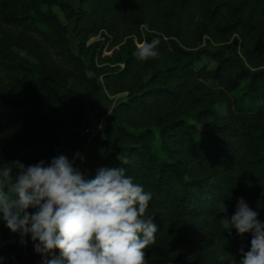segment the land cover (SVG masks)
Here are the masks:
<instances>
[{
  "label": "trees",
  "instance_id": "1",
  "mask_svg": "<svg viewBox=\"0 0 264 264\" xmlns=\"http://www.w3.org/2000/svg\"><path fill=\"white\" fill-rule=\"evenodd\" d=\"M153 39L158 57L137 59L134 42ZM106 45L115 50L103 58ZM203 58L215 67H197ZM103 92L125 97L86 174L121 166L153 193L159 231L146 264H238L251 237L224 232L217 205L230 217L243 198L264 221V108L251 106L264 98V0H0V161L71 158ZM19 239L0 223L5 264L38 262Z\"/></svg>",
  "mask_w": 264,
  "mask_h": 264
},
{
  "label": "clouds",
  "instance_id": "2",
  "mask_svg": "<svg viewBox=\"0 0 264 264\" xmlns=\"http://www.w3.org/2000/svg\"><path fill=\"white\" fill-rule=\"evenodd\" d=\"M158 44L157 39L139 42L137 59L158 57ZM251 106L264 108V98ZM78 161L84 162L80 153L27 166L0 161V223L19 235L21 246L30 238L40 264H146L145 249L159 231L149 211L153 193L124 167H103L89 177ZM217 208L224 232L234 229L238 236L251 237L249 249H240L238 264H264L259 211L243 198L230 217L223 201ZM0 264H5L2 256Z\"/></svg>",
  "mask_w": 264,
  "mask_h": 264
},
{
  "label": "rangeland",
  "instance_id": "3",
  "mask_svg": "<svg viewBox=\"0 0 264 264\" xmlns=\"http://www.w3.org/2000/svg\"><path fill=\"white\" fill-rule=\"evenodd\" d=\"M61 2L70 4L75 8L78 6V0H61ZM52 10L56 15H58V17H60L61 22H63L65 25L68 24L57 6L53 7ZM68 25L71 28L73 24L69 23ZM141 29H143V27ZM17 33L19 32H12L13 35H17ZM69 39L72 51L74 53L77 52V41L75 40L72 34H70ZM102 41H105L104 37L103 35L99 34L98 36L91 38L88 41L87 46ZM124 41H126V38L123 39V42ZM137 44V42H134V47L136 49ZM114 50L115 49H108L106 45L102 53V57H110ZM93 62L98 69H102L105 66H109V63H100L96 58ZM86 63L88 64V60H86ZM196 66H206L210 70L215 67V65L206 58L201 59V61L198 62ZM124 97L125 95L123 94L112 97L109 96L106 92H103L102 108L94 112H89L81 126L74 131L76 135V153H80L84 157V162L82 164L79 161L77 162L78 166L81 168L82 171L86 172L102 162L103 141L105 139L104 129L107 126V119L111 116L114 107L118 104V102H120L121 99H124ZM216 110L219 116L223 117L226 114L225 106H217ZM156 147L159 150V143H156ZM23 259L24 256L22 254H12L10 256L11 264H15L18 261L21 262L23 261ZM35 264H40V260Z\"/></svg>",
  "mask_w": 264,
  "mask_h": 264
}]
</instances>
